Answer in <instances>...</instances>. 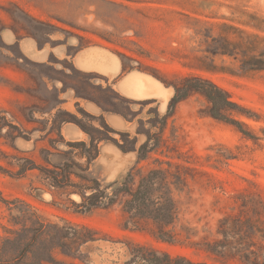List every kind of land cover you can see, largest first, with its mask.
Wrapping results in <instances>:
<instances>
[{
    "label": "rangeland",
    "instance_id": "obj_1",
    "mask_svg": "<svg viewBox=\"0 0 264 264\" xmlns=\"http://www.w3.org/2000/svg\"><path fill=\"white\" fill-rule=\"evenodd\" d=\"M252 16L264 20V0H0V236L19 215L17 208H34L49 221L94 230L98 241L80 248L78 264H125L132 244L194 261L246 264L234 255L210 256L189 240L159 241L150 222L126 229L118 206L80 212L74 186L93 178L107 184L124 175L136 153H122L107 138L123 143L120 133L134 136L140 130L137 148L146 133L161 136L158 150L142 164L146 171L158 166L156 160L188 168L185 191L175 197L198 230L194 242L211 239L210 232L217 236L227 214L264 208V71L243 74L238 61L217 57L216 65L236 73H207L183 66L181 58L202 56L205 36H217L223 23L264 36L246 24ZM191 73L229 93L240 105L230 117L253 137L213 118L200 93L171 106L173 85ZM91 105L108 118V127ZM121 114L134 122L115 127L111 117ZM64 121L86 128L95 140L103 138L100 157L90 167L80 157L86 150L68 145L82 140L71 141L68 131L60 135ZM65 163L70 181L59 187L50 172ZM22 167L33 169L21 174Z\"/></svg>",
    "mask_w": 264,
    "mask_h": 264
},
{
    "label": "trees",
    "instance_id": "obj_2",
    "mask_svg": "<svg viewBox=\"0 0 264 264\" xmlns=\"http://www.w3.org/2000/svg\"><path fill=\"white\" fill-rule=\"evenodd\" d=\"M246 24L264 32V20L252 16ZM203 43L206 48L202 50V56H181L184 59L183 66L207 73L235 74L231 67L215 64L217 57H230L239 62V69L243 74L264 71V36L223 23L219 34L206 35ZM173 89L171 106L192 93H200L207 99L213 118L234 124L243 134L253 137L244 130L245 125L242 122L230 117L239 113L240 105L210 78L191 73L182 79L180 85H173ZM102 110L107 112L105 108ZM121 116L128 122H134V118L129 120L125 114ZM105 125L107 126L106 122ZM81 129L88 135L89 141L69 142L68 145L71 148H84L86 154L83 153L80 157L86 158L90 167L100 157L103 138L95 140L86 128L81 126ZM141 134L140 130L134 136L130 132H122L120 136L123 143L108 136L107 139L112 140L122 153H136L135 164L113 182L102 184L99 179L93 178L88 181L89 184L75 185V193L81 197L80 203H74L78 211L90 212L96 208L118 206L127 217L126 229L135 222H150L155 226L151 233L159 241L175 243L181 238L191 241L194 246L202 247L210 256L221 258L234 255L246 264H264V208H249L248 212L240 210L238 213L227 214L219 221L217 236L210 232L211 239L202 236V241L194 242L192 237L198 235V230L182 215V209L178 208L175 197L176 193L185 191V170L188 168L172 161L156 160L158 166L146 171L142 164L150 159L152 152L158 150L161 136L148 132L145 134L146 141L137 148ZM60 135L62 136L61 128ZM152 141L154 144L151 146ZM130 142H134L132 148L127 146ZM32 165L35 167V164ZM69 168V164L65 163L63 168H58L60 171L50 172L55 185L68 186ZM31 169L33 168L22 167L20 172L23 174ZM58 173L62 175L61 178L57 176ZM17 211L19 215L12 217V226L4 227V235L0 236V264H64L58 260V254L69 258L71 264H78L77 261L81 262L78 254L80 248L88 242L98 241L94 237V230L88 227L60 225L43 218L34 208H17ZM256 246L259 251L254 249ZM125 264L217 263L194 261L182 255L173 256L145 245L132 244Z\"/></svg>",
    "mask_w": 264,
    "mask_h": 264
},
{
    "label": "crops",
    "instance_id": "obj_3",
    "mask_svg": "<svg viewBox=\"0 0 264 264\" xmlns=\"http://www.w3.org/2000/svg\"><path fill=\"white\" fill-rule=\"evenodd\" d=\"M30 48L33 50V46H30ZM42 52H43V50L38 51V53H42ZM63 95L66 97L65 99L69 98L68 93H63ZM66 104H68V102L64 103V105H66ZM76 105L79 107H83V104L81 102H77ZM89 109L93 114H100L99 116H101L105 120V122L110 123L108 118L106 116H103L101 114V112H96L99 109L98 107L91 105ZM111 121H112L111 123H113V125H115V127H118V128H121V127L125 126L127 123H130V122L126 121L125 119H123L117 115H112ZM65 131H68L72 135L71 141H80V140L87 141L88 140V137L85 138V136H87V134H85L77 126L72 125L70 123H64L61 126V134L63 136H64Z\"/></svg>",
    "mask_w": 264,
    "mask_h": 264
},
{
    "label": "flooded vegetation",
    "instance_id": "obj_4",
    "mask_svg": "<svg viewBox=\"0 0 264 264\" xmlns=\"http://www.w3.org/2000/svg\"><path fill=\"white\" fill-rule=\"evenodd\" d=\"M124 87L130 92L135 94L137 92L136 87L132 86V85H128L127 83L124 84Z\"/></svg>",
    "mask_w": 264,
    "mask_h": 264
}]
</instances>
